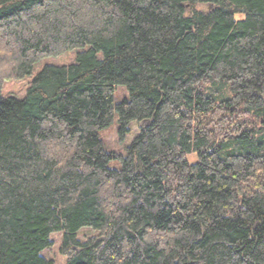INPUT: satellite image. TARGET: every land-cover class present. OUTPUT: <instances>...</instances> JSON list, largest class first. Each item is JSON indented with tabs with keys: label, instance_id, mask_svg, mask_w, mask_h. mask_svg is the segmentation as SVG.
Masks as SVG:
<instances>
[{
	"label": "trees",
	"instance_id": "obj_1",
	"mask_svg": "<svg viewBox=\"0 0 264 264\" xmlns=\"http://www.w3.org/2000/svg\"><path fill=\"white\" fill-rule=\"evenodd\" d=\"M57 232L65 264H264V0H0V264Z\"/></svg>",
	"mask_w": 264,
	"mask_h": 264
},
{
	"label": "rangeland",
	"instance_id": "obj_2",
	"mask_svg": "<svg viewBox=\"0 0 264 264\" xmlns=\"http://www.w3.org/2000/svg\"><path fill=\"white\" fill-rule=\"evenodd\" d=\"M199 9H203L204 6L198 5ZM241 15L237 16V18ZM76 51H70L61 56H48L37 62L34 66L33 73L29 75L25 80L14 81L7 83L3 88L4 97H14V98H23L26 95L28 86L32 83L36 75L46 66V65H65L73 62L75 60ZM115 101L116 103L122 102L124 99L128 98V91L124 86H120L115 91ZM146 122H137L134 121L131 124L130 132L123 144L120 143L117 133L118 120L117 117L113 124L107 128L100 131V137L105 144V147L108 151H119L124 153L125 146L129 145L134 137L139 133L143 125ZM196 155L190 157V161H194ZM110 166L113 168L121 167V161L113 160L110 163ZM98 232L92 228H83L77 233V237L80 240L96 235ZM63 238L62 232L53 233L50 236L51 241L53 242L51 247L43 251L45 257L52 258L55 264H65L66 257L60 252V245Z\"/></svg>",
	"mask_w": 264,
	"mask_h": 264
}]
</instances>
